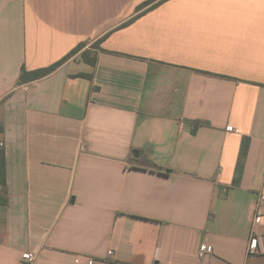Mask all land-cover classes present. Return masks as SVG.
Masks as SVG:
<instances>
[{
	"label": "crops",
	"instance_id": "obj_1",
	"mask_svg": "<svg viewBox=\"0 0 264 264\" xmlns=\"http://www.w3.org/2000/svg\"><path fill=\"white\" fill-rule=\"evenodd\" d=\"M147 1L0 0V264H264V0Z\"/></svg>",
	"mask_w": 264,
	"mask_h": 264
},
{
	"label": "trees",
	"instance_id": "obj_2",
	"mask_svg": "<svg viewBox=\"0 0 264 264\" xmlns=\"http://www.w3.org/2000/svg\"><path fill=\"white\" fill-rule=\"evenodd\" d=\"M162 1H164V0H149L147 2H144L137 7L136 12L142 11L141 14H143L144 12L158 6ZM155 2H157V3L155 4ZM138 16H140V15H138ZM138 16H135L134 18L129 20L127 23L123 24V27L132 23ZM106 37L107 36H104L101 39H99L95 43V46L93 47V49H100L99 48L100 44L106 39ZM85 46H86V43L79 44L66 57H64L62 60H60L59 62H57L56 64H54L50 67L42 68V69H38V70H34V71H28L25 67H23L21 70L20 77H19L18 86H21L23 84H28L31 82H36V81L42 80V79L52 75L60 67H62L66 62H68L71 58H73L76 54L83 51ZM82 59L86 63H89L93 66H95L97 63L96 55L92 51H87V50L83 51L82 52ZM79 77L90 78V76H88V75H81ZM194 124L196 126L195 122H194ZM194 130H196V127ZM3 131H4V127L0 123V133H2ZM249 145H250V139L244 138L243 143H242V147H241V152H240V159H239V163H238L237 170H236V175H237L236 179H235L236 185L240 183V180L242 177L243 168H244V161L248 155ZM6 186H7L6 156H5L4 148L1 147V145H0V187L2 189L0 192V204H7L9 201V197L6 193Z\"/></svg>",
	"mask_w": 264,
	"mask_h": 264
},
{
	"label": "built area",
	"instance_id": "obj_3",
	"mask_svg": "<svg viewBox=\"0 0 264 264\" xmlns=\"http://www.w3.org/2000/svg\"><path fill=\"white\" fill-rule=\"evenodd\" d=\"M228 131H233L232 127L227 128ZM264 203V194H261L257 204V210L255 215V224H259L262 219L261 207ZM212 247L208 244H204L201 247V256L210 254L212 252ZM259 251V241L257 237H252L248 246V253L255 254ZM38 256L32 252H26L22 255L21 264H36ZM90 264H93L92 262Z\"/></svg>",
	"mask_w": 264,
	"mask_h": 264
},
{
	"label": "rangeland",
	"instance_id": "obj_4",
	"mask_svg": "<svg viewBox=\"0 0 264 264\" xmlns=\"http://www.w3.org/2000/svg\"><path fill=\"white\" fill-rule=\"evenodd\" d=\"M95 43L96 42H86V46L85 47H88L87 51H92L91 48L93 49V47L95 46Z\"/></svg>",
	"mask_w": 264,
	"mask_h": 264
}]
</instances>
